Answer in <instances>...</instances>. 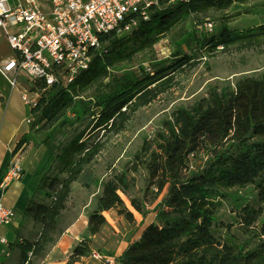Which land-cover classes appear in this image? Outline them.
I'll list each match as a JSON object with an SVG mask.
<instances>
[{
  "label": "trees",
  "instance_id": "obj_1",
  "mask_svg": "<svg viewBox=\"0 0 264 264\" xmlns=\"http://www.w3.org/2000/svg\"><path fill=\"white\" fill-rule=\"evenodd\" d=\"M250 1L254 0L177 2L151 10L149 19L139 21L129 34L101 35L102 50L92 58L89 68L68 85H55L41 93L31 114H40L42 129L52 128L71 113L74 120L90 114L94 120L92 128L103 134L123 131L136 112L174 87L175 76L191 67L194 57L177 53L171 63L162 62L148 73L131 70L114 74L113 69L151 49L193 15L225 11L233 4ZM230 20H223L214 34L202 29L197 43L211 52L218 47H264V24L239 31L229 28ZM88 92L91 95L83 97ZM164 128L155 142L148 170L150 186L155 185L165 196L153 210L155 222L128 245L119 262L264 264V222L259 224L264 214V74L258 79L241 78L234 91L211 87L207 99L190 108L177 109L164 122ZM100 148L98 143L88 147L79 136L61 149L57 159L66 177L50 179L49 183L42 179L40 187L47 188L49 203H38L33 198L23 211L24 217L40 225V232L34 242L21 240L18 244L21 264L43 257L63 234L62 213L70 186ZM195 161L199 163L193 165ZM102 187L97 208L88 217L91 236L105 224V212L123 205L119 191L127 190L129 181L125 174L116 175ZM249 187L256 192V207L240 204L231 194ZM226 199L234 204V217L231 222L222 223L219 212ZM125 217L131 220L133 216L125 212ZM89 250L87 238L75 243L65 264H75Z\"/></svg>",
  "mask_w": 264,
  "mask_h": 264
},
{
  "label": "rangeland",
  "instance_id": "obj_2",
  "mask_svg": "<svg viewBox=\"0 0 264 264\" xmlns=\"http://www.w3.org/2000/svg\"><path fill=\"white\" fill-rule=\"evenodd\" d=\"M226 18H231L228 22L231 30L245 31L263 25L264 0L233 4L225 11H208L193 15L178 24L151 49L139 53L131 62L122 63L113 69L114 74L131 70L148 73L162 62L171 60L169 62L171 63L174 59L173 55L177 53L194 57L193 65L184 68L175 76L174 87L136 112L125 129L117 134L95 131L92 128L94 120L90 114L82 120H74V116L67 113L52 128L42 129L40 114L29 113V109L21 102L18 92L10 93L8 81L0 75V90L4 95L3 98L0 92V134L1 138L6 139L5 142L13 137L9 151L0 145L2 161L0 174L10 164L19 162L23 171L19 181L30 180L31 187L33 191L35 190L33 200L38 203H49L50 200L46 198L47 188L40 187V184L42 179H48L47 183H49L50 179L66 177L61 171L63 165L57 159L61 149L79 136L86 140L88 147L100 144L101 148L97 156L85 166L77 181L70 186L66 210L62 213L61 230L64 234L67 228L74 226L77 230L74 244L87 238L89 249L113 257L116 253L115 249L121 250L123 243L135 238L139 229L149 222V219L147 222L145 219L164 195V192L159 193L156 190L155 185L150 186L148 170L155 142L158 140V135L164 132V122L171 119V115L177 109L190 108L200 100L207 99L211 87L234 91L236 83L241 78L258 79L264 74V47L252 50H237L234 47L224 50L216 48L211 52L206 46L197 43L196 39L202 29L208 34H214L219 24ZM207 23L212 24V30L207 29L205 26ZM10 52L5 41H0V55L9 56ZM23 86L29 87L28 84ZM89 95L91 92L84 94L83 97ZM93 111L97 113L96 109ZM27 119L29 123L26 122ZM9 128L12 130L8 137H2ZM201 159L204 160V157ZM198 163L195 161L192 164ZM121 174H125L129 181V188L119 191L123 205L104 213L107 220L94 235L95 239L91 240L93 236H89L85 227L90 213L97 208V200L103 191L102 185ZM231 194L236 196L240 204L257 206L256 192L250 187L232 191ZM9 195L11 192L4 196L6 200ZM13 201L12 205H14ZM136 206L139 208L138 211ZM262 207L264 208V204ZM233 210L234 204L230 199H226L219 212V221L231 222L234 217ZM120 211L124 213L120 214ZM125 212L132 214L131 220L125 217ZM17 214L21 216L18 212ZM263 222L264 214L259 224ZM17 224L15 222L10 227L8 235L14 234ZM38 231H40L38 223L23 217L19 230L15 231L16 236L11 238L13 244L9 243L10 256L3 258L0 252V260L8 264H21L18 244L21 240L33 241ZM63 234L48 248L43 257L31 258L30 264H62L65 260L68 261L74 244L66 248L61 246L62 252H53V248L59 244ZM91 261L93 260H89L84 254L75 264H90Z\"/></svg>",
  "mask_w": 264,
  "mask_h": 264
},
{
  "label": "built area",
  "instance_id": "obj_3",
  "mask_svg": "<svg viewBox=\"0 0 264 264\" xmlns=\"http://www.w3.org/2000/svg\"><path fill=\"white\" fill-rule=\"evenodd\" d=\"M185 1L0 0V41L11 51L9 56L0 55V75L8 81L10 92L18 90L30 112L41 93L55 85H68L89 68L92 58L102 50L101 35L129 34L139 21L149 19L151 10ZM205 26L212 30L211 23ZM22 173L19 162L7 166L0 189L19 180ZM15 219L16 211L0 199V229ZM0 243L6 245L7 241L0 239ZM86 257L100 264H116L113 257L93 250Z\"/></svg>",
  "mask_w": 264,
  "mask_h": 264
},
{
  "label": "crops",
  "instance_id": "obj_4",
  "mask_svg": "<svg viewBox=\"0 0 264 264\" xmlns=\"http://www.w3.org/2000/svg\"><path fill=\"white\" fill-rule=\"evenodd\" d=\"M0 92H1V90H0ZM17 92H18V90H17ZM10 93H12V92H10ZM1 94H2V92H1ZM18 95H19V93H18ZM3 98H4V95L2 94L1 95ZM20 97V96H19ZM3 106V105H2ZM30 113V112H29ZM12 130V128H9L6 132H5V134H3L2 135V137H5V138H7L8 137V134H9V132ZM1 133V132H0ZM13 138V137H12ZM12 138L10 139V141H8V142H5V140L3 139V138H1V134H0V145L1 146H3V148H5L7 151H9L10 150V145H11V140H12ZM0 150H1V148H0ZM1 164H2V161L0 160V170H1ZM4 169V168H3ZM1 172V171H0ZM2 174V173H1ZM0 174V175H1ZM22 176H23V173H22ZM22 176L19 178V180L22 178ZM19 180H17V183L15 182V184L12 186V187H7L5 190H1L0 189V199L3 201V203L6 205V206H8V207H10V208H12V209H14L15 211H16V219H15V221L9 226V227H4V228H1L0 229V231H1V234H0V239H5L6 241H7V244L6 245H4V244H2V243H0V252H2V256H3V258L4 257H6L5 256V253L6 252H8V254H9V256H10V251H9V243H12L13 244V241L11 240V238L12 237H14V236H16V234H15V231L16 230H19V224L23 221V211H24V209H25V207L27 206V204L29 203V201L31 200V199H33V196H34V192H35V190L33 191V188L31 187L32 186V184H31V181L30 180H22V181H19ZM23 184V185H22ZM25 186V187H24ZM16 188H18V189H16ZM8 192H11V195H9V197H8V199L6 200V198L4 197V196H6L7 195V193ZM164 192V191H163ZM162 193V192H161ZM15 196H17L16 197V200H14L13 201V198L15 197ZM164 196H165V192H164V195H163V197L161 198V200L164 198ZM161 200H159L158 202H157V204L154 206V208H153V210L155 209V207L161 202ZM12 201H13V204L14 205H12ZM17 212L21 215V216H19L18 214H17ZM105 216V218H106V215H104ZM149 219V220H148ZM107 220V219H106ZM147 220L149 221L148 223H146V225L145 226H143L142 228H140L139 229V231L137 232V235H136V237L135 238H133L131 241H129L128 243H123L124 245H123V248L121 249V250H119L118 248L117 249H115V255L113 256V258L116 260V264H121L120 262H119V259H120V256H121V254H122V252L128 247V245L129 244H131L132 242H134V241H136V240H138L139 238H140V235H141V233L143 232V230L149 225V224H151V223H153V222H155V212L153 211L151 214H149L148 215V218H146L145 219V222H147ZM18 223L17 224V229L16 230H14V234L13 235H8V231H9V229H10V227L14 224V223ZM88 222V221H87ZM16 226V225H15ZM85 229H86V232L89 234V232H88V230H87V225H86V227H85ZM38 232H40V231H38ZM37 232V235H36V237L34 238V240L33 241H29V242H34L36 239H37V237H38V233ZM76 235H77V230H76V228L74 227V226H71L70 228H67V230H66V232L63 234V236L61 237V239H60V241H59V244H57V246H55L54 248H53V252H56V251H59V252H62L63 250H62V248L63 247H61V246H65V248L67 247V246H71L72 247V245L74 244V240H75V238H76ZM89 236L90 237H92L90 234H89ZM89 237V238H90ZM95 239V236H93L92 238H91V240H94ZM21 240V239H20ZM59 246L61 247V248H59ZM74 246V245H73ZM8 247V248H7ZM90 250H93V249H91L90 248ZM107 251H109L108 249H106ZM93 251H95V250H93ZM107 256V255H106ZM109 256V255H108ZM8 257V256H7ZM112 257V256H111ZM67 259V258H66ZM90 260V259H89ZM17 261V260H16ZM67 262V260H65L62 264H65ZM0 263L1 264H8V263H5L4 262V260L3 261H1L0 260ZM16 263V262H15ZM90 264H100V263H98V262H96V261H91V263Z\"/></svg>",
  "mask_w": 264,
  "mask_h": 264
}]
</instances>
